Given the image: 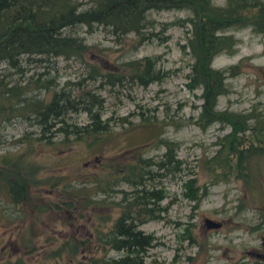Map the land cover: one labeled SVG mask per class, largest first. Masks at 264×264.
I'll return each mask as SVG.
<instances>
[{
  "label": "rangeland",
  "instance_id": "1",
  "mask_svg": "<svg viewBox=\"0 0 264 264\" xmlns=\"http://www.w3.org/2000/svg\"><path fill=\"white\" fill-rule=\"evenodd\" d=\"M219 2L213 0V3ZM186 14L185 10L149 11L153 26L148 30L157 38L138 45L134 44L131 33L114 38L101 26H95L92 32H86L82 26L71 30L89 45L83 54L85 62L96 63L103 70L123 72L122 62L155 56V66L165 71L166 76L145 87L131 81L112 87H98L97 80L84 81L83 85L93 89L103 100L101 118L110 115L113 119L104 141L95 145L97 141L93 147L72 142L70 138L58 143L60 136L52 137L51 146L34 141L39 136V128L33 119L13 118L0 127V159H18L22 166L21 174L0 168V184L11 178L26 186L20 210L15 207L14 211H9L12 205L6 199L4 202L0 192V264H14L18 259L23 264H74L76 260L99 256L101 250L90 238L94 223L91 212L106 210L64 207L61 202L65 196L60 184L88 180L91 175H98L100 169L105 172L104 167L110 160L119 165L132 162L135 154L131 147H126L144 139L148 140L139 147L140 154L156 159L163 150L157 144L159 136L177 144L175 154L182 163L172 176H156L153 181L164 193L159 206L165 207V211L160 213V219L147 220L138 226L143 233L154 237L142 264H264V221H261L264 184L261 196L256 199L243 194L239 181L206 185L203 160L213 153L217 147L216 137L226 133L228 127L213 123L199 130L192 123L201 103L200 88L189 91L185 86V74L191 62L186 50L181 48L186 33L176 23L170 24ZM227 33L236 39L234 50L231 54L215 56L211 66L222 68L239 63V67L236 75L226 80L228 91L218 97L216 108L248 111L252 106L264 104V36L247 28ZM160 37L165 40L160 42ZM48 60L51 63L45 65L32 62L21 65L22 73H15L0 63V77L7 83L20 78L25 81L34 72L43 70L47 72L45 77L54 78L58 87L66 80L75 82L83 75V63L77 59ZM48 93L40 89L28 95L46 99ZM139 112L147 121L138 117ZM67 120L82 125L87 117L83 112L69 113ZM28 143L30 146H26ZM193 176L197 184H205L206 194L192 209L193 201L182 195L181 182ZM117 187L127 189L125 184ZM53 204L60 207L53 208ZM115 214L112 212L111 218ZM204 218L218 222V227H205ZM185 229L194 243L185 237ZM79 240L81 244L77 243ZM64 241L75 244L72 256L65 248L57 252ZM106 255L116 256L117 252L109 250Z\"/></svg>",
  "mask_w": 264,
  "mask_h": 264
},
{
  "label": "trees",
  "instance_id": "2",
  "mask_svg": "<svg viewBox=\"0 0 264 264\" xmlns=\"http://www.w3.org/2000/svg\"><path fill=\"white\" fill-rule=\"evenodd\" d=\"M161 10L187 12L170 24L176 23L186 33L181 48L186 50L191 62L185 74V86L189 91L200 88L201 103L192 123L199 130L213 123L228 127L226 133L216 137L214 144L217 147L213 153L203 160L206 185L239 181L245 196L249 199L260 197L264 184V104L243 112L225 107L217 109L218 97L228 91L226 80L236 75L239 63L217 68L211 66V61L219 54L233 52L236 39L227 33L228 30L247 28L264 36V0H220L219 3H213V0H0V63L15 73H22L21 65L31 62L45 65L51 63L48 59L60 57L77 59L84 68L77 81L66 80L58 87L54 78L48 80L45 77L47 72L43 70L34 72L35 76H28L25 81L20 78L7 83L1 76L0 127L19 117L33 119L39 128V136L34 141L49 146L54 143L52 137L55 136L61 137L58 143L70 138L86 147L104 141L113 119L110 115L101 118L103 100L83 82L97 80L98 87H112L131 81L145 87L161 81L166 72L155 66V56L122 62L123 72L103 70L96 63L85 62L83 54L89 45L71 30L82 26L86 32H92L95 26H101L114 38L131 33L134 44L138 45L156 37L148 30L153 26L148 12ZM159 40L165 39L160 37ZM40 89L49 91L46 99L28 95ZM76 112L85 113V124L77 125L67 120L69 113ZM138 117L147 121L140 112ZM146 140L126 147H131L135 154L132 162L119 165L110 160L104 167L105 172L100 169L98 175H91L88 180L60 184L65 196L61 202L64 207L106 210L91 212L94 223L90 238L101 254L88 257L86 261L76 260L74 264H142L154 237L143 233L138 226L147 220L160 219V213L165 211V207L159 206L164 193L153 181L156 176H172L182 163L175 154L177 144L162 136L157 138V144L163 150L156 159L141 155L138 149L147 143ZM3 167L22 173L18 159L1 158L0 168ZM14 181L0 184V192L12 203L20 201L25 186L22 181ZM50 184L53 183L50 181ZM54 184L57 186V181ZM121 184L127 189L117 187ZM181 185L182 195L193 201L192 209L196 208L206 194L205 184H197L193 176L184 178ZM51 206L60 207L58 204ZM112 212L116 213L113 218ZM185 232L188 241L194 243L188 229ZM62 248L72 256L75 244L64 241L57 252ZM109 250L116 251L117 255H106Z\"/></svg>",
  "mask_w": 264,
  "mask_h": 264
},
{
  "label": "flooded vegetation",
  "instance_id": "3",
  "mask_svg": "<svg viewBox=\"0 0 264 264\" xmlns=\"http://www.w3.org/2000/svg\"><path fill=\"white\" fill-rule=\"evenodd\" d=\"M8 180H10V181H13V182H15L13 179H8ZM8 180H5L4 182H7ZM3 182V183H4ZM26 189V186H24V188H23V191ZM1 194H2V196L4 195V202H6V200H7V195H5L4 193H2L1 192ZM11 198V197H10ZM6 199V200H5ZM23 201H24V195H22L21 196V199H20V201H18V202H16V203H12V201H10L9 203L12 205V208H10L9 209V211H14V208L16 207L18 210H20V204L21 203H23ZM32 211V210H31ZM10 220L12 219V216H10V217H8ZM7 262H3V263H1V264H6ZM11 264V263H10ZM13 264V263H12ZM14 264H23L21 261H19V259L18 260H16V262L14 263Z\"/></svg>",
  "mask_w": 264,
  "mask_h": 264
},
{
  "label": "water",
  "instance_id": "4",
  "mask_svg": "<svg viewBox=\"0 0 264 264\" xmlns=\"http://www.w3.org/2000/svg\"><path fill=\"white\" fill-rule=\"evenodd\" d=\"M203 224H204L205 227H209V228H216L219 225L218 222L212 221V220H210L208 218H204Z\"/></svg>",
  "mask_w": 264,
  "mask_h": 264
}]
</instances>
